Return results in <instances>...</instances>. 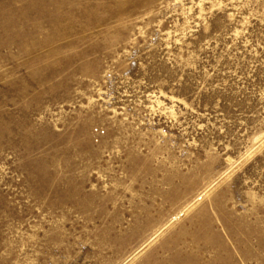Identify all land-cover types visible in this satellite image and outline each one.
Wrapping results in <instances>:
<instances>
[{
  "label": "rangeland",
  "instance_id": "374dc122",
  "mask_svg": "<svg viewBox=\"0 0 264 264\" xmlns=\"http://www.w3.org/2000/svg\"><path fill=\"white\" fill-rule=\"evenodd\" d=\"M0 264H264V0H0Z\"/></svg>",
  "mask_w": 264,
  "mask_h": 264
}]
</instances>
